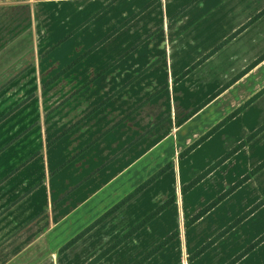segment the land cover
Returning <instances> with one entry per match:
<instances>
[{"label":"crops","instance_id":"crops-1","mask_svg":"<svg viewBox=\"0 0 264 264\" xmlns=\"http://www.w3.org/2000/svg\"><path fill=\"white\" fill-rule=\"evenodd\" d=\"M263 23L264 0H0V38L33 44L5 90L32 71L42 235L72 219L80 230L66 244L82 235L36 264H69L78 250L89 264L129 232L94 264L147 243L126 263L137 262L173 234L142 264L163 251L165 264H264V117H249L264 108ZM15 232L0 228V264H26L41 243Z\"/></svg>","mask_w":264,"mask_h":264},{"label":"rangeland","instance_id":"rangeland-1","mask_svg":"<svg viewBox=\"0 0 264 264\" xmlns=\"http://www.w3.org/2000/svg\"><path fill=\"white\" fill-rule=\"evenodd\" d=\"M261 28L264 30V23ZM255 31L257 30L252 29L247 38H243V41H246L249 47L253 46L251 42L253 38L250 37V34ZM20 41L19 38H0V228L3 226H12L16 228V232L10 237L11 240L18 241L20 238H24L27 243H31L35 239L41 240V243L28 249L25 255V259L28 260L26 264H36L39 258L50 255V248L53 249L54 246L56 247L57 243L60 241H62L60 244L64 245H60L57 254L66 252L67 250L62 251L63 247L80 229L75 227L72 219L68 221L69 223L67 222L56 229L49 236L42 235V231L50 226V221L47 222L44 211L42 213H37L38 215L34 212L37 208L42 209L44 203V195L41 190V187H43L44 173L41 170L40 152L37 154L41 147L38 144L40 139L38 136L35 91L31 93L28 91L33 85L32 71L29 70V72L26 73L28 81L26 85L24 84L25 87L17 80L18 84L11 85V95H9V90H7L10 81L13 82L15 79V73L20 70L18 69L20 59L24 60V58H26L27 61L21 68L25 65L31 66L33 53H31L29 49L30 46L33 45L32 40L31 38H26L27 42L24 41L23 44H20ZM257 41L258 46L263 48L264 38H257ZM19 44L21 49H19ZM21 45L25 46L27 50H22ZM262 72H264V70ZM5 88H7V91ZM18 90H26L27 93H25V91L23 92L28 96L25 106L22 108H20L18 104V94L20 93ZM13 91L16 92L13 93ZM260 107L261 106L257 108L255 106L251 109L249 112L251 120L254 116L264 117L263 107H261L259 113H255ZM9 113L10 117L8 118L7 115ZM226 141L227 139L219 141L218 147L225 146ZM261 145L264 147V135L261 138ZM257 153L258 155L264 154V148L259 149ZM255 177V182L258 181L261 186H263L264 170ZM251 178L254 179V176L251 175ZM252 183H254V181ZM249 191L250 186H246L227 204L236 206L238 202L247 196ZM225 210H227V208H225ZM218 212L210 215L201 224V227L210 230ZM33 214H35L36 217ZM162 232L163 230H160L158 234H162ZM145 234H147V232H145ZM155 237V232L149 236L150 239ZM7 238L4 240L5 242L10 239L9 237ZM0 242L3 243V240ZM146 245L147 243L132 252L129 246H127L119 252V255L125 256L122 257V261L114 255L106 264H127L126 262H129L131 255L136 256L137 254L142 255L146 253ZM165 254L166 253L163 251L152 264H165L172 259L171 255ZM82 256V251H76L74 253L75 260H68L69 264H82ZM22 259L23 257H20L19 260L12 264H22ZM59 260L62 264H67L66 256L59 258ZM135 262L136 260L128 264H133Z\"/></svg>","mask_w":264,"mask_h":264},{"label":"trees","instance_id":"trees-1","mask_svg":"<svg viewBox=\"0 0 264 264\" xmlns=\"http://www.w3.org/2000/svg\"><path fill=\"white\" fill-rule=\"evenodd\" d=\"M216 202H214L212 205H214ZM203 213V212H202ZM199 217V215H198ZM99 222V221H98ZM97 222V223H98ZM96 223V224H97ZM139 227V226H138ZM136 229V228H135ZM132 234V232H129L127 235L123 236L122 238H120L116 243L112 244L110 247H108L104 252H102L99 256L96 257V259H94L93 261H91L89 264H94L96 262H98L100 259H102L103 257H105L106 255H108L111 251H113V249L118 246L120 243H122L125 239H127L130 235ZM176 234L171 235L170 237H168L167 239H165L162 243H160L155 249H153L152 251H150L149 253H147L143 258H141L139 261H137L135 264H142L144 261H146L148 258H150L154 253L158 252L160 249H162L167 243H169L175 236ZM82 235L76 237L74 240L70 241L68 244H66L62 251L67 250L69 247H71L76 241L77 239H79Z\"/></svg>","mask_w":264,"mask_h":264}]
</instances>
